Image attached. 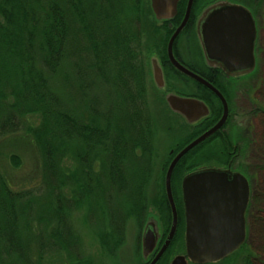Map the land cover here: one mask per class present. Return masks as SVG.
Masks as SVG:
<instances>
[{
  "label": "trees",
  "instance_id": "16d2710c",
  "mask_svg": "<svg viewBox=\"0 0 264 264\" xmlns=\"http://www.w3.org/2000/svg\"><path fill=\"white\" fill-rule=\"evenodd\" d=\"M14 2L19 5V13L14 14L11 6L10 13L9 9L4 10L0 94L4 99L11 97L8 105L22 116L43 115L41 127L29 130L37 133L46 169L49 173L57 170L56 153L70 158L75 174L71 171L69 177L76 181L75 189L85 196V203L94 214L110 216L115 233L111 231L112 239L115 235L119 237L121 223L115 218L118 205L134 204L131 207L136 211L144 204L138 188L140 180L147 178L152 147L154 125L148 102L147 59L159 51L152 42L148 46L144 41V35L153 29L148 0ZM241 2L247 7L252 5L246 0ZM201 74L219 87L207 74ZM194 85L193 92L174 91L203 99L210 104V113L190 125L192 128L181 140L178 151L220 116L221 105L213 102V93L197 82ZM4 116L0 126L2 138L18 130L15 115ZM218 137L214 134L192 148L177 162L173 173L180 172L182 177L198 167L208 166L195 167L194 163L199 161L222 162ZM54 140L58 141L57 150ZM213 144L219 147L218 154L209 158L204 155L201 161L206 148ZM14 160L19 166L20 160ZM29 193V188L11 187L0 169V255L6 257L5 264H13L11 260L15 258L17 264H32L23 239L15 240L17 224L12 220L15 201L22 209L21 215L30 218L29 208L20 200ZM164 203L161 220L166 225L170 207L167 200ZM144 213L145 218L147 210ZM244 249L243 246L232 257ZM44 255L46 251L42 259ZM240 264H252L250 254L243 255Z\"/></svg>",
  "mask_w": 264,
  "mask_h": 264
},
{
  "label": "rangeland",
  "instance_id": "374dc122",
  "mask_svg": "<svg viewBox=\"0 0 264 264\" xmlns=\"http://www.w3.org/2000/svg\"><path fill=\"white\" fill-rule=\"evenodd\" d=\"M9 6L12 7L14 14L19 13V5L14 0H0V47L2 46V29L6 26L4 10L9 9L10 13ZM257 6L262 17V24H259L256 40L259 48L256 55L258 98L255 99L254 92L247 90L249 86L251 87L250 81H244L236 88L238 90L236 97L240 96V101L233 99L231 105V108L238 114L239 129L243 131L244 136L245 130H250V133L252 130L258 140L255 146L256 151L239 158L240 162L248 165L246 171L250 170L251 166L254 170L253 173L250 172L253 184L250 189L248 213L246 214L247 236L246 244H244L246 246L240 255L228 258L218 264H240L241 257L246 254H250L252 264H264V0H259ZM153 24V29H150L145 34L146 36L144 35V41L148 46H152L149 44L152 42L157 50L156 46L162 45V52L165 53L168 35H165L161 28L153 26ZM159 37L160 43L157 41ZM192 52L196 53L194 45ZM151 56L152 54L147 59L148 102L154 130L147 178L143 181L140 180L138 188L141 199L143 197L145 201L136 211L131 207L134 204L118 205L119 212L115 218L119 224L121 223V229L120 232L118 231L119 237L115 235L114 239L111 236L113 230L110 216L105 217V214H100V212L94 214L86 205L85 196L75 189L76 181L71 176L69 177L71 171L75 174L72 160L67 157L63 158V155L56 153L54 158L58 160L57 170L53 169L49 173L46 169L42 154L38 149L37 133H31L29 130V128L39 129L41 127L43 115L35 113L22 116L21 113L17 110L13 111L8 105L11 104L12 98L4 99L0 94V126L5 114H14L18 129L15 133L6 135L5 138L0 136V169L8 184L14 189L23 187L31 189V193L20 199L21 204L29 208L27 212H29L30 218H27L26 214L21 215L22 209L15 201L13 203L15 215L12 220L17 224L15 240L23 239L26 254L32 264H148V261L145 263L142 246L139 243L140 231L144 222L149 218L158 226L163 223L161 220L162 213L165 211L163 204L165 205L164 202L167 200L165 193L166 170L176 155L181 140L192 128L181 116L172 112L168 107L165 96L168 93H175V91L170 90L167 86L172 84L178 91L190 92L188 87L193 88L194 85L189 79L181 78L180 80L163 73L164 85L161 88L156 87L151 75ZM153 58L156 57L153 56ZM182 80L184 83L181 82ZM255 100L258 101L257 105ZM246 101L249 102V105H246ZM252 110H255L253 112L256 113H252ZM53 143L57 150L58 141L54 140ZM206 149L205 154H202L201 161L204 155L209 158L212 155H217L220 151L215 144ZM201 151L203 152V150ZM210 152L212 154H209ZM14 157L20 160L19 166ZM199 162L194 163V166L196 164H217L214 159ZM179 175L180 172H172L170 187L176 209L181 212V180L183 176ZM79 178L80 175H78ZM124 207L125 209L122 210ZM143 209L145 212L147 210L145 218ZM57 214H60L61 217ZM113 234L115 233L113 232ZM39 242L45 247L42 248ZM44 251H46V255L42 259ZM5 259V256L0 255V264H5ZM40 259L42 260L40 261ZM11 262L17 264L16 258Z\"/></svg>",
  "mask_w": 264,
  "mask_h": 264
},
{
  "label": "water",
  "instance_id": "95a60500",
  "mask_svg": "<svg viewBox=\"0 0 264 264\" xmlns=\"http://www.w3.org/2000/svg\"><path fill=\"white\" fill-rule=\"evenodd\" d=\"M162 0H151L156 17ZM177 0L171 2L175 10ZM183 25V24H182ZM182 25L174 31L167 43V57L181 74L208 88L221 102L222 114L211 128L184 146L169 163L165 174V193L172 212V225L159 252L149 264H155L169 244L176 226V208L171 194V175L177 162L192 148L216 133L226 120L228 107L222 94L208 81L184 67L172 53V44ZM196 36L208 67L221 69L230 77H240L255 69L254 45L256 27L254 19L244 5L218 1L208 6L196 25ZM152 57V58H151ZM150 57L151 75L156 87H163V71L156 58ZM165 101L170 110L193 125L206 118L207 105L193 97L168 93ZM181 196L185 217V254L176 256L171 264H208L217 262L242 246L246 240L245 212L250 191L246 177L216 167H200L183 176ZM142 238L143 258L152 252L157 240L154 221L147 220Z\"/></svg>",
  "mask_w": 264,
  "mask_h": 264
},
{
  "label": "flooded vegetation",
  "instance_id": "af4514ba",
  "mask_svg": "<svg viewBox=\"0 0 264 264\" xmlns=\"http://www.w3.org/2000/svg\"><path fill=\"white\" fill-rule=\"evenodd\" d=\"M218 1H229L232 3H240L244 6H246L244 3L241 2V0H177L175 4V10L172 12L170 11L171 8V2L173 0H162L160 1V14L158 17L154 15L151 10V14L153 16V23L154 25L158 26L163 30V33L168 35L167 42L171 35L174 33L176 29H178L182 24L181 30L177 34L176 38L173 41L172 44V53L175 59L180 62L184 67L187 69L193 71L196 70L195 73L201 76L203 73L204 75L207 74L211 80H213L215 83L219 84V87L216 85H213L224 97L226 100L227 106H228V114L226 117L225 122L223 125L220 127V129L214 133L219 135V144L222 148L220 151L221 153V158L222 162L217 164H210L208 165L209 167H216L220 168L223 170H230L231 172H239L243 174L246 179L248 180L249 183V191L252 187L253 180L252 176L250 177V172L253 173V167H250V170L246 171L247 164L240 162L239 158L244 155L252 154L254 151H256V144L258 142L257 136L255 135V132L251 130H245V136L242 133L243 131L239 129V121L237 117V112H235L232 108V100L240 101V96L239 98L236 97L238 94V90H236L237 86H239L242 82L244 81H250L251 87L249 86L247 90L254 92L255 99L258 98L259 94V88H258V70L256 69L257 66V52L259 51V48L257 46L256 40H257V35H258V30H259V24H262V17L260 15V10L257 9V5L259 0H246L247 2L253 3L250 7H247L248 10L250 11L254 22H255V27H256V40H255V45H254V57H255V69L246 75H242L240 77H230L226 75L221 69L218 68H213V67H208L203 59V54L196 36V25L198 18L200 17L201 13L210 5L213 3H216ZM149 6H151V0H148ZM157 41L160 43L161 39L160 37L157 38ZM158 43V44H159ZM193 45L196 48V53L192 52ZM158 48V53H153L152 56H155L158 59V63L160 64L162 71L164 74H169L172 73V77L174 78H181L183 79H189L182 75L180 72H178L170 63L167 57V44H166V50L165 53L162 52V45L156 46ZM157 50V49H155ZM185 55V57H183ZM170 72V73H169ZM194 72V71H193ZM181 74L178 75V74ZM201 74V75H200ZM202 77V76H201ZM203 78V77H202ZM205 79V78H204ZM193 84H195V81L192 79H189ZM208 81L207 79H205ZM173 81V80H172ZM183 82V80L181 81ZM209 82V81H208ZM184 83V82H183ZM210 83V82H209ZM211 84V83H210ZM187 86V85H186ZM170 90H176V87L172 84H168L167 86ZM193 88H190V91L195 89V85L192 86ZM208 89V88H207ZM209 90V89H208ZM246 90V91H247ZM193 92V91H192ZM213 93V92H212ZM214 99L213 102L218 104V102L221 105L220 100L218 97L213 93ZM196 99L201 100L204 102L207 107L210 110V104L206 103L203 99L195 96H190ZM255 104L258 101H254ZM211 103V102H210ZM246 105H249L246 101ZM245 104V103H244ZM254 104V105H255ZM257 105V104H256ZM258 110V109H257ZM255 110H252V113ZM222 114V105H221V110H220V116L219 118L211 125L209 126L206 130L211 128L214 124L218 122ZM201 120V119H200ZM198 120L197 122H200ZM197 122L195 124H197ZM199 125V123H198ZM204 130V132L206 131ZM202 132V133H204ZM201 133V134H202ZM213 134V135H214ZM212 135V136H213ZM249 135V136H248ZM199 136V135H198ZM197 136V137H198ZM211 137V136H210ZM250 198V197H249ZM167 199V197H166ZM168 202V200H167ZM175 204V203H174ZM169 205V203H168ZM181 206H182V198H181ZM170 207V206H169ZM248 207L245 212V230L247 233V228H246V214L248 213ZM148 220V219H147ZM168 224L160 223V226H158L156 223H154V229L157 231V240L154 249L152 252L147 256L145 259V263L148 261V264L150 261L155 257V255L159 252L161 249L163 243L166 240V237L170 231L171 225H172V212L170 209V216L167 218ZM148 221L144 222L142 229L140 231V237H139V243L142 244V238L145 230V225ZM184 234H185V217H184V212H183V207L181 212H178L176 209V226H175V231L174 234L167 245V247L164 249L163 253L159 256L155 264H159L160 262L162 264H171V261L176 257L180 255L185 254V244H184ZM247 236V235H246ZM246 242V240H245ZM244 242V244H246ZM240 246L235 252L230 254L229 256L214 262V263H208V264H218L220 262H223L224 260L234 256L243 246ZM173 250V251H172ZM187 264H192L186 260Z\"/></svg>",
  "mask_w": 264,
  "mask_h": 264
},
{
  "label": "bare ground",
  "instance_id": "6f19581e",
  "mask_svg": "<svg viewBox=\"0 0 264 264\" xmlns=\"http://www.w3.org/2000/svg\"><path fill=\"white\" fill-rule=\"evenodd\" d=\"M168 43V42H167ZM193 72V71H192ZM195 73V72H194ZM188 78V77H187ZM189 79H191V78H189Z\"/></svg>",
  "mask_w": 264,
  "mask_h": 264
}]
</instances>
